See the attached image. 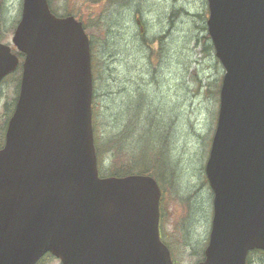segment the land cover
<instances>
[{
	"label": "water",
	"instance_id": "obj_1",
	"mask_svg": "<svg viewBox=\"0 0 264 264\" xmlns=\"http://www.w3.org/2000/svg\"><path fill=\"white\" fill-rule=\"evenodd\" d=\"M224 68L205 173L213 216L197 264L264 251V0H207ZM12 42L20 92L0 149V264H175L160 237L161 189L147 174H99L90 42L74 16L23 0ZM0 42V81L18 65Z\"/></svg>",
	"mask_w": 264,
	"mask_h": 264
},
{
	"label": "rangeland",
	"instance_id": "obj_2",
	"mask_svg": "<svg viewBox=\"0 0 264 264\" xmlns=\"http://www.w3.org/2000/svg\"><path fill=\"white\" fill-rule=\"evenodd\" d=\"M49 2L58 15L82 20L90 37L94 131L103 156L124 132L121 143L129 155L154 168L162 190L160 229L175 263L196 264L212 222L213 193L204 169L224 74L207 32V0ZM22 5L23 0H0V42L14 50ZM14 84L12 77L0 88V147ZM124 158L122 165L129 161ZM110 166L107 156L100 170ZM39 264L60 260L47 255ZM247 264H264V253H251Z\"/></svg>",
	"mask_w": 264,
	"mask_h": 264
},
{
	"label": "trees",
	"instance_id": "obj_3",
	"mask_svg": "<svg viewBox=\"0 0 264 264\" xmlns=\"http://www.w3.org/2000/svg\"><path fill=\"white\" fill-rule=\"evenodd\" d=\"M198 16L204 17L201 15H198ZM162 43H164L163 39H161L160 44H162ZM144 100H146V99L143 97V101ZM96 103H97V100L94 97V103H93V120H94V123H95V119H96V115H97V112L95 109ZM163 137H164V135L162 134L161 139H163V141L164 140L166 141V139L169 141V139H170V136H166L164 138ZM95 138H96V150H97V155H98L99 166L103 167V163L105 162L107 156L109 157V160L111 161L110 167L103 168L102 170H100L102 175L124 176V175L130 174V173H148V172L154 174V168L153 167H148L143 162H141L139 158L138 159L133 158L129 155L128 149H126L124 146L125 144L123 145L121 143L123 141V139H125V133L124 132H122L120 135L117 136V138H115L116 139L115 142H112V143H111V141L109 142L108 145L110 146L111 150H113V151L107 153L105 156H103V154L101 152L99 142L97 141L98 138H97L96 133H95ZM160 146H162V150H163V147H165L166 144H165V146H163V144ZM110 148H108L106 151H109ZM163 152H164V154H166V152H167L166 149H165V151L163 150ZM124 156H126L129 159V161L125 162L122 165V163L124 162V159H125ZM253 252H258V250H255ZM253 252H250V254ZM259 252H261V251H259Z\"/></svg>",
	"mask_w": 264,
	"mask_h": 264
},
{
	"label": "flooded vegetation",
	"instance_id": "obj_4",
	"mask_svg": "<svg viewBox=\"0 0 264 264\" xmlns=\"http://www.w3.org/2000/svg\"><path fill=\"white\" fill-rule=\"evenodd\" d=\"M22 59L20 58V63L18 64L17 68L12 73L8 74L0 83V88H1V86L4 83H8V81L12 77H15L16 84H14V88H13L14 95H18L19 94L21 74H22V68H21ZM8 109H9V105H8Z\"/></svg>",
	"mask_w": 264,
	"mask_h": 264
}]
</instances>
